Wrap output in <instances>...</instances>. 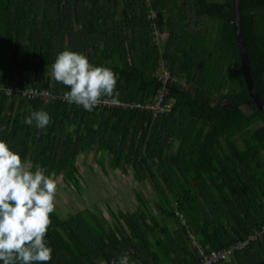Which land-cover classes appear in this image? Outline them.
Returning a JSON list of instances; mask_svg holds the SVG:
<instances>
[{"label":"trees","instance_id":"1","mask_svg":"<svg viewBox=\"0 0 264 264\" xmlns=\"http://www.w3.org/2000/svg\"><path fill=\"white\" fill-rule=\"evenodd\" d=\"M233 7V0H0V85L69 91L50 75L64 50L114 71L111 98L130 103L157 95L161 64L187 80L169 85L172 110L157 119L0 93V140L33 171L40 166L80 192L78 159L91 158L107 164L106 174L131 171L153 189L151 198L136 193L134 211L105 214L93 204L63 218L55 210L48 264H112L123 254L129 264H198L188 230L210 252L264 226V114L243 74ZM241 20L264 102V0H241ZM156 31L168 34L161 46ZM38 110L51 118L43 130L24 123ZM217 264H264V234Z\"/></svg>","mask_w":264,"mask_h":264},{"label":"clouds","instance_id":"2","mask_svg":"<svg viewBox=\"0 0 264 264\" xmlns=\"http://www.w3.org/2000/svg\"><path fill=\"white\" fill-rule=\"evenodd\" d=\"M51 77L70 89L64 99L92 112L104 98L117 95V74L108 67L94 66L78 52L64 50L51 65ZM51 122L43 110L32 111L24 123L45 129ZM12 151L0 140V261L3 264H48L52 248L46 240L56 209L58 181L40 166ZM112 264H129L123 254ZM135 264V262H132Z\"/></svg>","mask_w":264,"mask_h":264},{"label":"rangeland","instance_id":"3","mask_svg":"<svg viewBox=\"0 0 264 264\" xmlns=\"http://www.w3.org/2000/svg\"><path fill=\"white\" fill-rule=\"evenodd\" d=\"M246 108V107H245ZM247 109V108H246ZM107 166V164H105ZM91 158L84 157L78 159L80 171L81 190L80 192L70 190L64 184L62 178H55L58 181L56 196V211L63 217L74 215L81 210L92 208L95 204L105 214L107 207L113 211H134L141 207L136 193L140 192L146 198L153 196V189L148 184H138L132 176V172L127 174L122 171H113Z\"/></svg>","mask_w":264,"mask_h":264},{"label":"built area","instance_id":"4","mask_svg":"<svg viewBox=\"0 0 264 264\" xmlns=\"http://www.w3.org/2000/svg\"><path fill=\"white\" fill-rule=\"evenodd\" d=\"M86 1H101V2H109L112 0H86ZM147 4L150 5V0H147ZM153 17H155V13L152 12ZM155 40L158 46H161L163 42L167 40V32H155ZM157 80L159 82L160 88L157 91V95L152 99V101L146 102H134L130 103L127 101H122L120 99L114 98H106L102 101L101 104L103 107L112 108L119 107L125 110H141V111H150L153 115V118L157 119L158 117L170 112L173 107V102L165 103V97L169 94L170 84H176L181 87H185L187 85V80L179 78L176 75H172L168 67L164 64H161L160 69L157 72ZM0 93H4L7 96H17L24 100H42L45 103H55L59 101H63L68 103L63 94H54L48 89L39 88V87H16V86H3L0 85ZM186 224V222H183ZM188 228V226H187ZM264 234V226L255 231L254 234H251L247 239L243 241H238L233 243L227 248L220 250H213L210 252L206 251V248L198 241L196 235L188 230V237L192 247L195 249L196 253L199 255L198 264H217L221 261H226L231 256H233L236 252L244 250L246 247L250 245V243L257 239L259 235Z\"/></svg>","mask_w":264,"mask_h":264},{"label":"water","instance_id":"5","mask_svg":"<svg viewBox=\"0 0 264 264\" xmlns=\"http://www.w3.org/2000/svg\"><path fill=\"white\" fill-rule=\"evenodd\" d=\"M234 4V26H235V33L236 39L240 51V57L242 62L243 74L246 80V84L248 90L250 92L251 98L254 100L256 108L262 114H264V102L259 96V93L254 85L251 68H250V61L248 57L247 47L244 39V33L242 28V20H241V0H233Z\"/></svg>","mask_w":264,"mask_h":264}]
</instances>
